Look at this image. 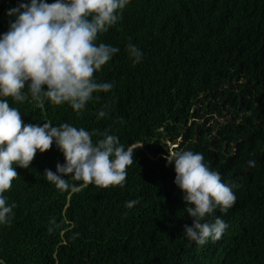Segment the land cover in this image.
Returning a JSON list of instances; mask_svg holds the SVG:
<instances>
[{"label":"trees","instance_id":"16d2710c","mask_svg":"<svg viewBox=\"0 0 264 264\" xmlns=\"http://www.w3.org/2000/svg\"><path fill=\"white\" fill-rule=\"evenodd\" d=\"M18 2L0 0V33L8 27L6 10ZM129 42L142 50L138 64L126 52ZM97 43L120 49L93 74L113 87L94 92L79 113L67 104L41 108L30 98L9 103L25 123L83 127L93 143L107 130L134 149V162L123 186L78 191L59 190L43 175L63 163L55 145L28 169L16 167L4 193L15 208L11 223L0 226V259L264 264V0H130ZM105 106L108 115L98 119ZM180 150L201 152L224 183L238 185L233 208L214 214L227 229L204 246L182 233L191 218L166 160ZM131 200L138 203L128 208Z\"/></svg>","mask_w":264,"mask_h":264},{"label":"clouds","instance_id":"9594fccd","mask_svg":"<svg viewBox=\"0 0 264 264\" xmlns=\"http://www.w3.org/2000/svg\"><path fill=\"white\" fill-rule=\"evenodd\" d=\"M130 0H20L6 10L7 30L0 33V226L11 223L15 204L4 193L18 177L16 167L28 169L34 156L53 145L63 156L55 171L46 169L47 181L59 190L78 191L90 184L100 188L123 186L127 168L133 164V148H125L105 130L93 143L92 133L69 123H25L12 102L27 99L43 108L46 102L67 104L77 113L94 92H107L111 82H98L100 71L120 49L97 43L121 19ZM126 52L134 64L143 59L142 50L129 42ZM27 90V91H25ZM108 115L107 106L97 118ZM139 147V146H138ZM175 173L173 183L182 193L184 213L191 224L182 233L198 246L219 240L227 223L219 216L236 203L235 183L222 181L219 171L209 167L201 152L175 151L166 158ZM247 161L248 167L255 166ZM15 166V167H14ZM69 177L65 179V177ZM81 182L69 184L68 181ZM137 200H131V208ZM0 264L5 261L0 259Z\"/></svg>","mask_w":264,"mask_h":264}]
</instances>
